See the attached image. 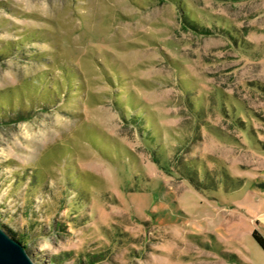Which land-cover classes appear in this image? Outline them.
Returning a JSON list of instances; mask_svg holds the SVG:
<instances>
[{"label": "rangeland", "instance_id": "rangeland-1", "mask_svg": "<svg viewBox=\"0 0 264 264\" xmlns=\"http://www.w3.org/2000/svg\"><path fill=\"white\" fill-rule=\"evenodd\" d=\"M256 209L264 0H0V224L36 264H264Z\"/></svg>", "mask_w": 264, "mask_h": 264}, {"label": "water", "instance_id": "water-1", "mask_svg": "<svg viewBox=\"0 0 264 264\" xmlns=\"http://www.w3.org/2000/svg\"><path fill=\"white\" fill-rule=\"evenodd\" d=\"M0 264H36L25 247L0 226Z\"/></svg>", "mask_w": 264, "mask_h": 264}, {"label": "trees", "instance_id": "trees-1", "mask_svg": "<svg viewBox=\"0 0 264 264\" xmlns=\"http://www.w3.org/2000/svg\"><path fill=\"white\" fill-rule=\"evenodd\" d=\"M0 226L6 230V232L15 240L19 241L27 250V246L25 245L23 239L19 236V234H17V232H14L11 228H9L7 225H2L0 224ZM252 237L253 239L256 241V243L261 247V249L264 251V237L257 231L254 230L252 232ZM29 253V252H28Z\"/></svg>", "mask_w": 264, "mask_h": 264}, {"label": "crops", "instance_id": "crops-1", "mask_svg": "<svg viewBox=\"0 0 264 264\" xmlns=\"http://www.w3.org/2000/svg\"><path fill=\"white\" fill-rule=\"evenodd\" d=\"M258 209L254 210V218H250L251 228L253 229V231L257 230L264 237V213H259Z\"/></svg>", "mask_w": 264, "mask_h": 264}]
</instances>
